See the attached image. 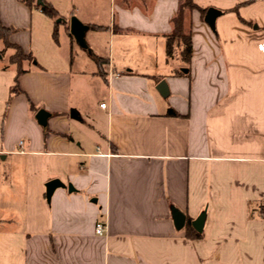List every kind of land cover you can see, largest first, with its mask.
Returning <instances> with one entry per match:
<instances>
[{
	"label": "crops",
	"instance_id": "1",
	"mask_svg": "<svg viewBox=\"0 0 264 264\" xmlns=\"http://www.w3.org/2000/svg\"><path fill=\"white\" fill-rule=\"evenodd\" d=\"M44 2L0 0L35 57L19 74L0 39V264H264V0H192L215 28L187 0Z\"/></svg>",
	"mask_w": 264,
	"mask_h": 264
},
{
	"label": "water",
	"instance_id": "2",
	"mask_svg": "<svg viewBox=\"0 0 264 264\" xmlns=\"http://www.w3.org/2000/svg\"><path fill=\"white\" fill-rule=\"evenodd\" d=\"M37 5L41 6L42 9L46 7V3L44 2V0H37L36 1ZM220 14V11L215 9V8H209L206 12L205 15V20L206 22H208V24L212 27L215 28V19L216 17ZM61 20L66 21L65 18H58L57 22H60ZM89 29V25L84 23L78 16L76 15H72L70 18V32L73 35L74 39L76 40L77 44L79 46H81L84 49H87L89 52H91L89 45L87 43V39H86V33ZM1 56V54H0ZM158 89L162 92V93H167L168 91V86L165 80H162L159 84H158ZM71 115L73 117H77V111L72 109L71 110ZM49 116V112L46 111L45 109H40L37 114L36 117L39 121L40 124L42 125H46L47 124V118ZM5 157V155L3 156ZM58 186H66L65 183H63L60 179L55 178V179H51L49 181L46 182V197L48 202H50L52 194L54 192V190L58 187ZM69 189H73L72 184H68ZM172 214H173V218L175 220V224L178 228H181L185 225L186 223V215L179 210L178 208H175L174 206H172ZM205 220H206V211H203L196 219H194L192 221V224L194 226V228L198 231H202L204 224H205Z\"/></svg>",
	"mask_w": 264,
	"mask_h": 264
},
{
	"label": "trees",
	"instance_id": "3",
	"mask_svg": "<svg viewBox=\"0 0 264 264\" xmlns=\"http://www.w3.org/2000/svg\"><path fill=\"white\" fill-rule=\"evenodd\" d=\"M25 3H27L30 7L36 6L37 0H21ZM187 5L189 8L191 9H195L197 8L198 10H200L202 17L204 18L206 15V12L208 9H204V8H200L199 6L195 5L192 0H187ZM39 6V5H37ZM43 11L49 15L50 17H57L58 16V11L49 3H46V7L43 8ZM183 18V10H181V12L179 13V15L176 17V30L175 33L177 34H182V29L181 27V20ZM67 29L69 31V34L71 37H73V35L70 32V25L67 26ZM15 31L14 28L12 27H8L5 26L3 24V22L1 21V17H0V39L3 40L5 48L7 49L9 47H12L15 49V53L12 54L10 56V61L12 63H16L18 66V73L21 74L22 72H24L26 69L23 67L24 61L29 60V61H34L35 57L30 53H26L18 44L12 43L10 41V35L11 33H13ZM57 28H55L54 34L55 36H57ZM4 51V50H3ZM91 56L98 62V63H102L103 62V58L96 55L95 53H91ZM16 87V86H15ZM16 91V88H13V92ZM187 232L189 235H192L195 238H200L202 236V233L197 232L194 230L193 226H192V222L191 220H188L187 223Z\"/></svg>",
	"mask_w": 264,
	"mask_h": 264
},
{
	"label": "rangeland",
	"instance_id": "4",
	"mask_svg": "<svg viewBox=\"0 0 264 264\" xmlns=\"http://www.w3.org/2000/svg\"><path fill=\"white\" fill-rule=\"evenodd\" d=\"M59 18V17H58ZM57 18V19H58ZM91 35H92V32H89L88 36H86V39H88L87 41H91ZM89 37V38H88ZM107 42L104 41L102 43V46L103 48L106 46ZM2 47V43L0 41V48ZM78 47V50L85 56L86 60H88L87 62H89L90 65L94 66L96 65L95 61L93 58H91L87 53H86V49L82 48L81 46H77ZM25 62V61H24Z\"/></svg>",
	"mask_w": 264,
	"mask_h": 264
},
{
	"label": "built area",
	"instance_id": "5",
	"mask_svg": "<svg viewBox=\"0 0 264 264\" xmlns=\"http://www.w3.org/2000/svg\"><path fill=\"white\" fill-rule=\"evenodd\" d=\"M101 106L105 107L106 103H102ZM107 230V225L103 221H98L95 224V232L99 235H104Z\"/></svg>",
	"mask_w": 264,
	"mask_h": 264
}]
</instances>
